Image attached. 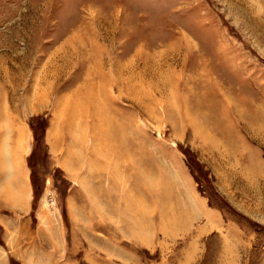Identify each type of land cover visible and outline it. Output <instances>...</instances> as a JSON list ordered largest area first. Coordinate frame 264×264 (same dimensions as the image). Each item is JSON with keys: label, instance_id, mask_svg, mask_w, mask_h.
I'll list each match as a JSON object with an SVG mask.
<instances>
[{"label": "rangeland", "instance_id": "rangeland-1", "mask_svg": "<svg viewBox=\"0 0 264 264\" xmlns=\"http://www.w3.org/2000/svg\"><path fill=\"white\" fill-rule=\"evenodd\" d=\"M89 94L150 177L92 152L65 114ZM18 166L21 214L62 217L76 264H264V0H0V176Z\"/></svg>", "mask_w": 264, "mask_h": 264}, {"label": "crops", "instance_id": "crops-1", "mask_svg": "<svg viewBox=\"0 0 264 264\" xmlns=\"http://www.w3.org/2000/svg\"><path fill=\"white\" fill-rule=\"evenodd\" d=\"M0 188V209L11 213L0 217V264H76L75 258L69 257L71 242L62 217L21 214L30 207L29 170L18 166L4 173Z\"/></svg>", "mask_w": 264, "mask_h": 264}, {"label": "bare ground", "instance_id": "bare-ground-1", "mask_svg": "<svg viewBox=\"0 0 264 264\" xmlns=\"http://www.w3.org/2000/svg\"><path fill=\"white\" fill-rule=\"evenodd\" d=\"M84 106L91 108V111L89 112V110L86 107L84 108ZM66 110H68L67 116L69 115L71 119L77 116L83 119L91 117L90 119L92 120V122H95L93 125H90L91 133L96 136L95 144L93 145L94 149H92L91 147V150L95 155L102 154L104 158H110L109 166L110 169L113 170L115 176H120L122 178L121 180L123 181L126 178V174L132 171V173H134L138 177V180L137 178L135 179L137 183H139L140 180V176L138 174L142 171L145 179L146 177H150L148 169L149 167L151 168V166H149V164H146L149 153L146 152L144 145L135 143V140L132 138L133 140L129 139L131 140V142L128 145H125V152L114 151L119 145L123 144L121 140L122 136L119 133H124L121 131L124 126H118L120 125L118 123L114 125V127L118 126V130H116L118 134L116 132L110 131V126L112 123H107L109 121L106 120L107 118L109 120V118L115 114H111V112L108 110L107 112H103V107H101V105H98V103L94 101L91 94H89L88 96H84L83 99H73L72 102L70 101V103L66 104L65 114L67 112ZM54 138L56 140V137ZM123 141L127 143L128 140L126 139ZM17 149L20 148L17 147ZM125 161L130 163L131 168H125V166H123V163ZM137 166H146V168L140 170L137 169Z\"/></svg>", "mask_w": 264, "mask_h": 264}]
</instances>
